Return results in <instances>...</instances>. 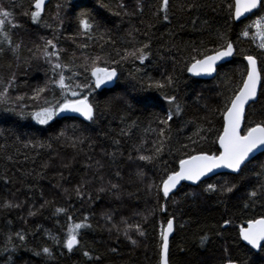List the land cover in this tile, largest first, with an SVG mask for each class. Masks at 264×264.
Listing matches in <instances>:
<instances>
[{"label": "trees", "instance_id": "16d2710c", "mask_svg": "<svg viewBox=\"0 0 264 264\" xmlns=\"http://www.w3.org/2000/svg\"><path fill=\"white\" fill-rule=\"evenodd\" d=\"M31 2L0 0V7L11 12L13 20L0 30V80L7 85L15 77L6 99H0V264H158L160 227L170 217L174 230L169 264H228L229 260L264 264V252L253 251L239 238L245 222L264 216V151L236 174L218 173L196 185L182 183L166 200L157 188H148L159 185L164 173L177 170L178 161L188 155L218 154L225 98L242 83L243 57H257L264 69V50L257 47V39L253 41L256 29L251 28L248 37L241 35L246 25L264 15V9L234 22L227 10L230 0H170L165 20L157 11L160 0H50L42 18L33 22ZM82 12L89 14L94 25L90 33L79 25ZM49 39L62 50L61 63L72 69L64 70L71 79L66 80L70 87L63 93L49 83L51 65L42 57ZM226 40L233 42L234 56L218 66L213 78L188 73L191 57L200 58L198 52L220 47ZM81 44L88 47L81 49ZM144 44L148 55L143 62L121 59L125 50ZM86 56H99V67L117 70L109 86L96 89L93 85L82 91L98 105L95 118L58 114L47 124L35 122L32 112L62 103L65 97L71 98V91L81 92L72 86L89 83L90 72L80 67ZM169 76L174 82L163 90L149 87L155 81L166 82ZM46 85V91L33 99L35 90ZM165 95L175 96L181 109L167 128L160 120L167 119L176 106ZM261 119L264 81L257 100L246 107L242 128ZM161 128H165L163 137ZM161 140L158 158L139 159L153 155ZM226 181L236 185L230 193L205 191L208 184L220 188ZM6 203L19 206L5 207ZM57 208L66 213H57ZM69 216L73 223L87 217L86 223L92 226L80 229V244L72 251L63 246ZM125 220L141 224L146 233L141 237L130 230L136 245L124 235ZM224 220L230 223L225 225ZM17 233L24 234L25 241ZM205 235L208 239L201 245ZM52 236L59 237L60 243ZM43 247L50 248L51 258L33 254Z\"/></svg>", "mask_w": 264, "mask_h": 264}, {"label": "snow or ice", "instance_id": "6c2138e0", "mask_svg": "<svg viewBox=\"0 0 264 264\" xmlns=\"http://www.w3.org/2000/svg\"><path fill=\"white\" fill-rule=\"evenodd\" d=\"M169 5L170 0H160L159 7L157 11L163 13V18L167 20L169 18ZM30 16L33 22L40 20L41 14L45 9V0H32L30 4ZM264 9V0H230L227 4V10L229 16L233 20L239 21L241 18H246V14H255L256 11ZM29 13L26 12L25 15ZM12 17V13L6 11L3 7H0V30L3 29L5 24H13V20L9 19ZM79 25L84 30L85 33H90L94 27L91 22V18L87 12L80 13ZM14 27H19V25H13ZM251 28L256 29V33L253 36V41L256 37H259L260 43L257 45L258 48L264 50V15L258 16L251 24L246 25L241 35L244 37L249 36V30ZM91 35L88 39L91 40ZM4 39L8 41L11 46V39L7 34H4ZM221 40H224L223 34L220 36ZM19 47V45H16ZM81 49H86L87 44L78 45ZM147 44H144L140 48H136L132 51L125 50L124 55L121 57L122 60L134 58L143 62L148 55L146 49ZM51 49V50H49ZM2 50V49H0ZM16 48H12L15 52ZM42 51V57L47 60L51 65V71L53 76L49 81L50 84L56 85L61 89V92H65L69 89L70 85L66 83V80L71 79V77H66L64 70L68 69L71 71V67L67 64L61 63L60 52L61 49L57 48V45L53 40L49 39L45 42ZM194 51H196L194 49ZM234 44L231 40H226L224 44L220 47L213 49H205L202 52H198L197 56L191 57V63L187 66V71L193 73L194 75L201 74H211L216 70L217 62L224 60L225 58L234 55ZM55 58V60H53ZM101 57H84L85 63L80 65L83 67L85 72H90L91 80L87 84H75L72 86L74 89H81V92L75 90L71 91V98L65 97L62 103H58L55 106L41 107L38 111L32 112L31 117L37 123L43 125L47 124L52 120L58 113L62 112H75L79 113L86 120H93L95 118L96 109L98 105L93 103L89 95H82V91L86 89H91L94 85L96 89L101 88V86L107 85L109 82L113 81V78L117 76L116 68L112 67H99L98 61ZM244 59L247 61V74L242 76V83H240L236 89L232 91V95L225 98L224 110L222 111L223 116V130L219 133L217 138V143L219 148L217 149L218 155L213 153H208L205 151H199L195 155H188L184 159L178 161V170L166 171L160 180L159 185L149 184L148 188L151 190L153 187L157 188L158 192H162L164 197H169V194L177 187V185L182 180L192 181L193 183L199 181L201 177L205 176L207 173L211 172L213 169L218 167H224L231 169L233 172H239L242 166L246 164L251 154L258 149H264V119L259 122H253L252 126L246 129L241 127L242 121L246 118V106L250 102L255 101L257 98V86L264 81V69L258 68L257 57L253 55H246ZM115 63V61H113ZM78 73H73L77 75ZM15 77L9 78L7 85H3V81L0 80V85H3L2 91H0V99H6V94L9 88L13 86ZM173 78L169 76L166 82L155 81L149 85L151 88L157 90H163L166 86L173 84ZM46 87H40L35 90L33 99L40 96L41 93L46 91ZM163 94V93H162ZM170 105H175V112L171 110L168 113L167 119H161L160 123L168 127V122L172 119L173 115L180 114V106L177 104V98L175 96L165 95L164 97ZM47 104L48 101H45ZM111 102H106V107H110ZM21 117L24 113L20 114ZM165 128L160 129V135L163 137L165 133ZM62 135V134H61ZM37 147H43V145L37 143ZM27 147V144H25ZM184 147H187L185 145ZM163 150V141L161 140L159 146L154 150L151 156H139L140 160L143 161H153L158 158L159 154ZM131 158V157H130ZM117 175H119L117 173ZM140 175H143L141 172ZM117 185H112V188H116ZM236 185L229 186L226 181L223 186L217 188L215 184H208L205 191L215 192L221 191L222 193H230ZM103 191V189H101ZM77 196L80 195V189L76 190ZM251 196H256V192H252ZM5 207H18L19 205H13L11 203H6ZM164 205L160 206L161 211L164 210ZM57 213H66V209L57 208ZM29 215H35L34 212L29 211ZM147 220V217H144ZM69 223L66 230V236L63 238V246L69 251H72L74 247L80 244L79 236L80 229L91 228L92 226L88 223L87 217H84V222H72V217H68ZM124 224L123 232L127 239L131 241L133 245L137 244V240L133 239L129 234L130 230H135L138 236H145L146 233L143 230L141 224H129L126 220L122 221ZM230 223L229 220H224V224ZM113 227H117L113 225ZM174 229V219L169 218L167 220L166 226L161 225L159 231L160 238V264H169V234L173 232ZM117 230L120 231L119 227ZM20 241H25V235L22 233L16 234ZM239 236L243 241H246L252 249H259L264 252V216L260 218H253L247 221L246 227H240ZM56 243H60V238L56 236L50 237ZM9 243H11V237L8 238ZM208 239L207 235L201 237V245L205 243ZM16 245H13V250H15ZM5 252L9 251L8 248L4 249ZM112 251H116L112 249ZM35 256H40L43 254L45 257L51 258V250L49 247H43L39 251H34ZM83 255L89 257V252L84 251ZM11 261V257H9ZM14 264V262H12ZM228 264H233L231 260Z\"/></svg>", "mask_w": 264, "mask_h": 264}, {"label": "water", "instance_id": "95a60500", "mask_svg": "<svg viewBox=\"0 0 264 264\" xmlns=\"http://www.w3.org/2000/svg\"><path fill=\"white\" fill-rule=\"evenodd\" d=\"M49 1H50V0H45V5H46V3H48ZM249 15H251V14H246V18H247ZM246 18H241L240 20H244V19H246ZM240 20H239V21H240ZM239 21L234 20V22H239ZM234 49H235V48H234ZM234 53H235V51H234ZM233 56H234V55H233ZM233 56L228 57V58H225L224 60L217 62L216 70H215L213 73H211V74H201V75H194L193 73H190V74H191L193 77H195V78L211 79V78H213V77L215 76L218 66H220V65H222V64H224V63L230 61V60L233 58ZM245 56H246V55H245ZM243 61H244L245 64H246V74H247V61L244 59V57H243ZM258 68H259V65H258ZM246 74H245V76H246ZM259 90H260V84L257 86V98H258ZM257 98L255 99V101L257 100ZM255 101H253V102H255ZM251 103H252V102H250L249 105H250ZM247 106H248V105H247ZM247 106H246V107H247ZM59 114H60L62 117H63V116H76V117H79V118L85 119V118L82 117L79 113H75V112H62V113H59ZM241 126H242V123H241ZM218 148H219V144H218ZM262 151H264V149H258V150H256V151H254V153L251 154L250 158L254 157V156L257 155L258 153H261ZM250 158H249V159H250ZM249 159H248V160H249ZM178 168H179V166H178ZM220 172H227V173H228V172H233V171H232L231 169H227V168H224V167H218V168H216V169H213L211 172L207 173L205 176L201 177V179H200L199 181H201V180H203V179H205V178L211 177L212 175H215V174L220 173ZM233 173H237V172H233ZM199 181H197V182H199ZM183 182H184V183H188V184H190V185H195V184L197 183V182L193 183L192 181L182 180V181H180V183L177 185V187H176L175 189H173V191H172L170 194L174 193V192L179 188L180 184L183 183ZM259 218H260V217H259ZM165 226H166V225H165ZM246 226H247V223L245 224L244 227H246ZM173 230H174V229H173ZM172 234H173V232L169 234V240H170V237H171ZM241 240H242V239H241ZM242 241H243V240H242ZM243 243L247 244L246 241H243ZM247 245H248V244H247ZM249 246H250V245H249ZM250 247H251V246H250ZM253 251L258 252L259 249H253ZM158 264H160V257H159V263H158Z\"/></svg>", "mask_w": 264, "mask_h": 264}, {"label": "bare ground", "instance_id": "6f19581e", "mask_svg": "<svg viewBox=\"0 0 264 264\" xmlns=\"http://www.w3.org/2000/svg\"><path fill=\"white\" fill-rule=\"evenodd\" d=\"M258 65H259V63H258ZM259 68H260V66H259ZM189 73V72H188ZM190 74V73H189ZM246 74V73H245ZM191 75V74H190ZM192 76V75H191ZM201 79V78H200ZM249 106V105H248ZM59 114V113H58ZM59 116H61L60 114H59ZM73 117H76V116H73ZM77 118H79V117H77ZM80 119H82V118H80ZM84 120H86V119H84ZM242 123H243V121H242ZM242 127V126H241ZM222 130H223V126H222ZM217 147H218V143H217ZM195 155V154H194ZM218 155V154H217ZM251 159V158H250ZM249 159V160H250ZM248 160V161H249ZM178 166H179V164H178ZM177 170H178V167H177ZM220 173H227V172H220ZM228 173H230V174H236V173H233V172H228ZM218 174V173H217ZM209 178V177H208ZM206 179V178H205ZM204 180V179H203ZM184 183V182H183ZM198 183V182H197ZM196 183V184H197ZM182 184V183H181ZM180 184V185H181ZM195 184V185H196ZM163 194V193H162ZM173 194V193H172ZM170 195V194H169ZM168 197H164V200H166ZM167 223V222H166ZM247 222H245L244 223V225L243 226H241V227H244L245 226V224H246ZM166 225V224H165ZM240 229V228H239ZM239 238H240V236H239ZM240 240H241V238H240ZM170 241V240H169ZM241 242L243 243V241L241 240ZM161 243V242H160ZM243 244H245V243H243ZM246 246H248L250 249H252L249 245H247V244H245ZM253 250V249H252ZM159 257H160V248H159Z\"/></svg>", "mask_w": 264, "mask_h": 264}, {"label": "rangeland", "instance_id": "374dc122", "mask_svg": "<svg viewBox=\"0 0 264 264\" xmlns=\"http://www.w3.org/2000/svg\"><path fill=\"white\" fill-rule=\"evenodd\" d=\"M256 39H257V41H258V43H260V39H259V37H256ZM114 79V78H113ZM113 81H111V82H109L107 85H104V86H109L111 83H112ZM101 87H103V86H101ZM58 115V114H57ZM56 115V116H57ZM35 121V120H34ZM36 122V121H35Z\"/></svg>", "mask_w": 264, "mask_h": 264}]
</instances>
